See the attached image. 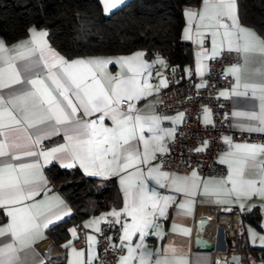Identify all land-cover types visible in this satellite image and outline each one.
I'll use <instances>...</instances> for the list:
<instances>
[{
  "label": "snow or ice",
  "instance_id": "6c2138e0",
  "mask_svg": "<svg viewBox=\"0 0 264 264\" xmlns=\"http://www.w3.org/2000/svg\"><path fill=\"white\" fill-rule=\"evenodd\" d=\"M102 3L105 14H108L112 8L123 3V0H102ZM185 14L189 23V27L184 30L185 39H192L190 26L198 17L201 21L199 27L205 30L215 29L211 32L213 55L216 54L217 46L221 49L226 46L228 51L243 54L245 67L250 61L258 59L261 67L255 70V74L259 76L260 83H246L244 87L252 88L254 93L257 89L264 93V38L240 25L237 0H202L199 10L186 9ZM205 20L209 23H203ZM32 33L33 41L13 46L12 50H15L32 43L29 56L38 53L36 59H30L24 53L17 52V57L25 61L19 68L12 62L17 57L5 56V53L12 50L0 40V64L7 65V70L0 67V90H8L6 96L0 94V209H7L6 215L11 218L8 225L0 227V237H8L11 241L0 245V264H26V254L22 256L21 252L30 247L28 242L39 235L41 225L46 228L52 224L53 215L56 219H61L59 211L37 216L27 205L17 207L38 195L41 190L43 177L41 176L40 181H37L35 178H29L28 175L30 170L39 172L40 157H43L46 164L52 162L50 157L57 161H75L86 172L89 167H98L101 172L108 171L116 175L126 172L127 175L120 176V180L122 184L127 185L125 192L128 203L124 211L132 218V223L123 225L121 239L129 241L132 236L139 233V238L143 242L146 231L155 226L154 219L165 217L169 202L173 200L172 196H160L155 190L149 192L146 180L140 179L143 172L139 166L149 163L150 157L155 159L157 152L166 151L160 144L163 136L155 135L160 131V119L155 116L140 115L141 110L136 109L131 103L140 99L145 93L150 94L148 92L150 86L142 85L138 78L140 69L133 70L130 64V61L144 54L136 53L134 57L118 58L115 63L121 66L128 65L129 71L134 74L124 79L108 75L106 86L100 77L105 76L104 66L113 63L112 59L67 61L46 44H38L34 29ZM38 35L43 37L46 33L41 32ZM196 35L200 37L203 34L198 31ZM198 42L203 43L202 40ZM41 64L51 87L44 80L39 79L36 69ZM141 67L148 65L143 64ZM229 71L236 75L237 87H239L241 65H233ZM16 85L19 87H14ZM236 95H247V92H237ZM259 99L260 112L246 115L258 120L261 126L250 127L249 131L264 132V95ZM125 101H127V109L122 111L120 105ZM94 113L101 114L97 120L81 118V116L89 117ZM179 115L183 116L182 113ZM105 117L111 120L113 127L104 126ZM145 128L154 134L153 139L156 142L151 147L149 140L144 137ZM61 132L65 137V143L50 150H32L42 140ZM170 134L164 133V135ZM227 155L230 159L222 158L221 163L230 165L229 175L226 179L211 181L215 185L212 189L209 188V182L202 181L195 171L191 176L184 177L172 174L169 183L161 184L160 187L170 185L176 193H182L187 198L196 196L203 185V195L217 197L216 203L227 202L219 199L221 194H235L237 198L253 196L264 198V160H258L260 156H264V145L238 144L235 145V150ZM22 157L35 159L31 163L19 162ZM62 166L70 168L73 164L66 163ZM130 168H135L136 171L128 172ZM246 171L254 178H245ZM169 175L166 172H159L157 167L148 171V176L154 179L159 176L168 180ZM136 179H139L138 184H134ZM157 183H159L158 179ZM228 183L232 185L230 189L226 187ZM192 203V200L186 199L179 207L183 209ZM149 208L151 211L148 210ZM64 215H67V212ZM111 215L119 217L120 213L114 211ZM96 230L100 231L99 228ZM71 231L75 234L76 230ZM261 240L264 243V237ZM17 244L20 245L19 249L16 247ZM125 246L128 247L129 255L121 257L120 264H129L130 260L136 259L135 254L137 249L142 247V243L135 248ZM73 251L76 252L75 249ZM171 251L174 254L176 250L172 248ZM76 255L81 257L83 252H77ZM151 256V252H141L139 264H149ZM145 257H148V260ZM70 264H83V262L74 260L70 261ZM155 264H187V262L173 255L171 258L168 256L157 258Z\"/></svg>",
  "mask_w": 264,
  "mask_h": 264
},
{
  "label": "crops",
  "instance_id": "0c3cea01",
  "mask_svg": "<svg viewBox=\"0 0 264 264\" xmlns=\"http://www.w3.org/2000/svg\"><path fill=\"white\" fill-rule=\"evenodd\" d=\"M128 0H123L125 3ZM102 2V0H101ZM118 4L117 6L122 5ZM202 0L197 6H187L184 8L183 17H184V25L181 31V38L189 41L191 44V53H190V60L186 62L182 69L177 70L176 67L171 65L166 56L162 55L161 53L154 52L150 56L146 54L144 50H135L127 53H120V54H85V55H77L73 57H67L62 52H60L57 48H55L48 37V31L45 28H39L34 25H31L28 29L26 35L12 40L7 41L2 36H0V40H2L5 46L12 50L13 46L20 45L22 42H31L33 41V33L32 30L34 29L37 33L35 40L38 44H46L48 48L53 50L55 53L62 56L67 61H73L77 59H93V58H104V59H112L114 62L111 64H107L104 66V77H100L101 80L107 86L106 76H114L121 79L127 78L134 73L129 71L128 65L121 66L115 61L120 57H134L136 53H143L144 55L138 59H133L130 61L131 67L133 70L140 69L139 80L142 85L150 86L148 88V92L150 94L145 93L142 95L140 99L133 100L131 103L134 104L136 109L141 110L140 115L144 116H155L160 119L159 129L160 131L156 132L155 135L163 136V139L160 140V144L166 149L167 151V141L170 138H173L177 131L180 124H182L184 116H180L182 112H176L171 116H161L157 113V103H158V92L167 85L168 82V73L177 71L182 73L184 76H188V70L190 64L194 65L195 72L197 75H204L208 71V63L210 59L218 56L220 52L223 50H228L225 46L224 48L216 47V54L213 55V44H212V35L211 32L215 31L212 30H205L203 27H199L201 21L197 17L191 23V36L192 39L188 40L184 38V30L189 27L188 18L186 17L185 10L186 9H196L199 10L201 8ZM238 5V4H237ZM116 6V7H117ZM239 16V13H238ZM203 23H209L208 20L203 21ZM239 23L242 27L253 31L257 36L262 37V35L252 26L244 23L239 17ZM201 32L203 35L198 37L196 35L197 32ZM220 31H223L220 29ZM46 33V36H39V33ZM202 40L203 43H199L198 41ZM32 43H27L25 47H20L18 49L9 51L5 53V56L17 57V52L24 53L25 56H29V49L32 48ZM199 54V55H197ZM38 55V53L36 54ZM36 55L29 56L30 59H36ZM241 55V61L239 64H227L224 67V72L229 75L234 83L231 90L221 89L220 96L221 97H228L231 99L232 102V110H231V117L232 123L236 129L249 131L248 128L250 127H259L260 122L258 120L251 119L248 113H259L261 110V100L259 97L264 95L259 89L253 92L252 88H245L244 85L246 83H260V78L258 75L255 74V70L261 67L259 60H252L249 62L247 67L244 66V57L243 54ZM160 61H163L161 63ZM17 68H19L25 61L19 59L18 57L12 61ZM146 64L148 67H141V65ZM233 65H241L240 75V82L239 87H237V79L236 75H233L229 70L232 68ZM0 67H4L7 70L6 64H0ZM39 73V79L44 80L46 84H49L51 87L50 81L47 79V73L43 69V65L36 69ZM164 81L165 83H162ZM113 84L115 81L112 82ZM14 87H19L16 85ZM7 89L0 90V94L6 96ZM237 92L244 93L247 92V95H236ZM224 93V95H221ZM127 102V101H126ZM121 108V107H120ZM127 109V108H126ZM125 109V110H126ZM124 111L123 109H121ZM236 113H241V115H236ZM183 114V113H182ZM100 113H94L89 117H82L88 120H97L100 116ZM201 119L204 122L210 121V114L208 110H204L201 114ZM167 123V125H165ZM104 126L106 127H113L111 120L108 117H105L103 121ZM99 126V125H98ZM256 132V131H254ZM164 133H171L170 135H164ZM264 133V132H262ZM154 134L149 132L147 128L144 130V137L145 139L149 140L150 147L156 141L153 139ZM227 138V139H226ZM226 142V149L220 153L219 161L221 163V159L228 160L230 157L227 155L229 152L235 150V145H264L259 143H248V142H241L235 141L232 139L231 136H225ZM65 143V137L61 132L58 135H53L50 138L44 139L41 141L40 144L36 145L32 150H50L53 147H56L59 144ZM143 150V143L141 142V151ZM164 151V152H166ZM164 152H157V153H164ZM156 153V154H157ZM156 154L155 159H151L150 162L146 164H142L139 167L143 172V176L140 179H145L147 183V188L149 192L155 190L160 196H172L173 200L169 202V207L165 211V217L154 219V227L149 228L146 231L144 241L141 242L140 234L136 233L134 236L131 237L129 241H123L125 245H129L133 248L136 245L142 243V247L137 249L136 252V259L130 260L129 264H139V256L141 252L148 251L152 253L151 259L149 264H155L157 258H164L168 256L171 258L175 255L178 258H182L187 264H214V259L216 256L221 255L222 257L227 256L228 251L230 248L223 250L225 245L229 243L230 239L224 234L222 230L218 231V234L214 240L215 246L210 249H201L199 247L194 246V237L197 232L196 222L200 216H210L216 212H230L238 206L243 214H246L249 211L254 209H258L261 215L260 219V227L255 225L250 220L244 218V227H245V239L241 242L238 249L243 251L242 253V261L244 264H264V259L259 258L257 255H254L250 251H246L243 249V246L249 248L250 246H262L264 247V243H262L261 238L264 237V198L259 196H253L251 198L240 197L237 198L235 194L232 195H224L221 194L219 199L227 201L226 203H216L215 200L217 197L214 196H204L203 195V185H201L198 194L193 197H185L182 193H176L173 188L169 185V187H160L161 184H168L171 180V175L174 174L176 176L184 177V176H191L193 170L190 174H181L177 172H170L163 170L159 167V163L156 161ZM35 158L31 157H22V160L19 162L23 163H31L32 160ZM41 167L39 172L35 170H30L28 175L29 178H35L37 181H40L41 176L43 177V183L41 190L38 195L34 196L32 199L27 200L22 205H18L17 207H24L25 205L31 207L32 213L34 215L39 216L40 214L50 215L53 212L59 211L61 214V219H56L53 215L51 218L53 223L50 224L48 227H43L41 225L39 229V235L35 236L34 240H30L28 243L30 247L24 249L21 252V255L24 256L26 254V264H45L48 261H62L63 264H70V261L80 260L83 264L93 263L98 259L99 252L97 247V237L96 233L98 232L96 229L102 228L103 224H111L113 226L118 227L120 231V239L123 236V225L125 223H132V218L127 215L124 211L127 203H128V196L126 195L125 188L127 185L121 183L120 176H126V172L120 173V175L113 174L112 172L101 170L98 167H89L88 171L86 172L83 168L79 166V164L75 161H57L55 159H51V163H44L43 157H40ZM258 160H264V156H260ZM52 163H57L59 165L72 163L73 167L79 168L86 176H93L102 179H115L116 183L119 186L120 190V197H121V205L118 208H111L105 211H102L99 214L89 216L82 220L84 226L89 230L87 234V242L84 247L76 246L74 241L77 239V232L75 234L71 231L75 229L74 225L70 227V236L67 240L63 241L60 244H57L53 241V239L48 234V230L55 224L62 222L74 214V210L69 203V201L63 196V194L59 191L58 188H55L53 185L50 184L51 179L48 177L46 173V167ZM225 174L222 176H210L205 175L202 176L197 173V176L201 178L202 181L209 182V188L212 189L215 187L211 181L226 179L230 172V165L227 163H221ZM157 167L159 172H166L169 173L168 180H165L163 177L157 176L155 179L151 176H148V171L150 168ZM69 168V167H68ZM72 168V167H70ZM119 171V169H116ZM128 172L134 173L136 171L135 168H130L127 170ZM245 178H254L253 176L249 175L246 171ZM157 179L159 183H157ZM139 179L134 180V184H138ZM227 188H231V183L226 185ZM186 199H190L193 203L181 209L179 205L183 203ZM35 205V207H32ZM255 205V207H253ZM157 208V215H158ZM151 211V209H148ZM120 213L119 217L111 215L112 212ZM7 209H2L1 220H0V227H4L10 223V217L6 215ZM67 212V215L64 213ZM152 218V217H149ZM119 220V223L115 221ZM206 235L209 239L213 240L214 237L212 235V230L210 226L206 229ZM93 239H89V238ZM122 241V239H121ZM10 238L8 237H0V245L3 243H9ZM43 244L41 248L40 245ZM67 246V247H66ZM16 247L19 249L20 245L17 244ZM126 247V246H125ZM174 248L176 251L173 254L171 249ZM64 249V256L61 255L60 250ZM76 250V252L73 251ZM83 252V256L78 257L76 255L77 252ZM128 247H126V252L121 257H127ZM95 257L96 259H93ZM117 259V263L120 264V258ZM148 260V257H145Z\"/></svg>",
  "mask_w": 264,
  "mask_h": 264
},
{
  "label": "trees",
  "instance_id": "16d2710c",
  "mask_svg": "<svg viewBox=\"0 0 264 264\" xmlns=\"http://www.w3.org/2000/svg\"><path fill=\"white\" fill-rule=\"evenodd\" d=\"M200 1L128 0L106 15L101 0H0V36L12 41L26 35L34 25L45 28L51 44L67 57L140 49L149 56L161 53L180 70L191 53L190 42L181 38L184 8L197 6ZM237 4L240 19L264 38V0H237ZM46 173L74 210L71 217L48 230L57 244L68 239L76 220L121 205L115 179L86 176L77 167L57 163L48 165ZM243 218L260 227L257 208L243 214ZM243 249L264 259L262 246Z\"/></svg>",
  "mask_w": 264,
  "mask_h": 264
},
{
  "label": "built area",
  "instance_id": "2783aa9c",
  "mask_svg": "<svg viewBox=\"0 0 264 264\" xmlns=\"http://www.w3.org/2000/svg\"><path fill=\"white\" fill-rule=\"evenodd\" d=\"M240 61V53L223 50L218 56L210 59L208 71L204 75H197L193 64L189 66L188 76L177 71L168 73L167 85L157 94V113L161 116H171L182 112L184 119L176 135L167 141V151L156 154V161L161 169L181 174H190L195 170L202 176H222L225 170L219 156L226 149L225 136L229 135L235 141L264 144V133L243 131L234 127L231 99L220 96L221 89L231 90L234 83L224 72V67L227 64H239ZM120 107L125 110L127 102L122 103ZM204 110L209 111L208 122L201 119ZM50 184L58 188L52 181ZM208 217L213 241L218 231L222 230L236 243V250L243 253L237 248L245 239L241 209L236 206L230 212H216ZM73 225L77 232L74 244L84 247L89 230L82 220H76ZM96 237L99 256L89 264H119L117 259L125 254L126 247L120 239L118 227L103 224ZM40 247L42 248L43 244ZM60 253L64 256V249H61Z\"/></svg>",
  "mask_w": 264,
  "mask_h": 264
},
{
  "label": "water",
  "instance_id": "95a60500",
  "mask_svg": "<svg viewBox=\"0 0 264 264\" xmlns=\"http://www.w3.org/2000/svg\"><path fill=\"white\" fill-rule=\"evenodd\" d=\"M209 226V217L208 216H200L197 219L196 227L197 232L194 237V246L199 247L201 249H210L215 246L213 240L209 239L206 235V229ZM230 248L227 256L222 257L218 255L214 259V264H244L242 261V253L236 250V243L233 240H230L227 243L223 250Z\"/></svg>",
  "mask_w": 264,
  "mask_h": 264
},
{
  "label": "rangeland",
  "instance_id": "374dc122",
  "mask_svg": "<svg viewBox=\"0 0 264 264\" xmlns=\"http://www.w3.org/2000/svg\"><path fill=\"white\" fill-rule=\"evenodd\" d=\"M102 5H103V3H102ZM120 6H121V5H120ZM117 7H119V6H117ZM117 7L112 8V9L110 10V12L113 11L114 9H116ZM103 9H104V5H103ZM110 12H109V13H110ZM104 13H105V12H104ZM109 13H108V14H109ZM106 15H107V14H106Z\"/></svg>",
  "mask_w": 264,
  "mask_h": 264
}]
</instances>
